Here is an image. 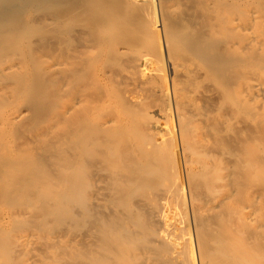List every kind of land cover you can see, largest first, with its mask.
Here are the masks:
<instances>
[{
	"label": "bare ground",
	"instance_id": "1",
	"mask_svg": "<svg viewBox=\"0 0 264 264\" xmlns=\"http://www.w3.org/2000/svg\"><path fill=\"white\" fill-rule=\"evenodd\" d=\"M57 1L0 0V264H264V0Z\"/></svg>",
	"mask_w": 264,
	"mask_h": 264
},
{
	"label": "rangeland",
	"instance_id": "2",
	"mask_svg": "<svg viewBox=\"0 0 264 264\" xmlns=\"http://www.w3.org/2000/svg\"><path fill=\"white\" fill-rule=\"evenodd\" d=\"M55 1H56V0H55ZM59 1H60V0H58L57 2H53L52 5H51V9H52V7H56L57 9H60V10H58V11H59L61 14H63V13L61 12V6H62V5H63V6H68V4H69L70 6L73 7V9H74L73 12H75V11L77 10V9H76L77 7H74V6H73L74 4L71 5V4H72V1L74 2V0H65V1L63 0V1H60V2H59ZM76 1H77V0H76ZM80 1H81V0H80ZM109 1H110V0H109ZM111 1L113 2V0H111ZM123 1H124V0L119 1V2H113V4H114V3L117 4V5H114L113 7L116 8V7L118 6V4H119L120 2L122 3ZM64 2H65V3H64ZM112 2H111V3L106 2V3H108V4H106L105 6H102V9H103L104 7H106V6H108L109 4L112 5ZM70 3H71V4H70ZM78 3L81 5V2H78ZM58 4H59L60 6H59ZM64 4H65V5H64ZM66 4H67V5H66ZM96 4L98 5L99 2H97ZM111 5H109V6L106 7V8H108V9H109V8H112ZM63 6H62V10H63ZM70 6H69V9H70ZM76 6H79V5H77V2H76ZM59 7H60V8H59ZM114 8H113V9H114ZM65 9H67V10H65ZM69 9H68V7H67V8L64 7V11H63V12H65L64 15H67V14H66L67 12H69V11L71 12V11H72V10H69ZM75 9H76V10H75ZM108 9H107V10H108ZM52 10H53V11H56V13L58 12V11L55 10L54 8H53ZM66 11H67V12H66ZM76 12H77V11H76ZM108 12H109V10H108ZM76 14H77V13H76ZM75 16H76V15H75ZM74 18H75V17H74ZM76 18H77V17H76ZM120 18H121V17H120ZM71 20H72V19H71ZM74 20L76 21V19H74ZM74 20H72V21L75 22ZM77 21H78V19H77ZM77 21H76V22H77ZM117 21H118V20H117ZM117 21H116V22H117ZM126 21H128V22H126ZM129 21H132L131 24H135V23H136V22L133 20V17H132V16H131V18L125 20V22H126L127 24L129 23ZM134 22H135V23H134ZM126 23L124 24L123 21H122V23H120V19H119V22H118L119 25L122 24V25L125 26V25H127ZM72 24H75V23H72ZM131 24H129V26L132 27ZM113 25L115 26L116 23L113 24ZM138 25H139V24H138ZM138 25H136V26H138ZM117 26H118V25H117ZM117 26H116V27H117ZM127 26H128V25H127ZM116 27H115V28H116ZM120 27H121V26H119V28L117 27L118 29H120V32H125V33H127V32H126L127 29H129V30H127V31H130V29H131L130 27H128V28L126 27L125 30H124V29L122 30ZM133 27H135V26H133ZM138 27H139V26H138ZM138 27H136V28H137L136 31H137V30H143L142 27H141V29L138 28ZM115 28H112V30H113L114 32H115V30H114ZM122 28H123V26H122ZM133 29H134V28H133ZM116 30H117V29H116ZM121 30H122V31H121ZM144 30L146 31V30H149V29H144ZM149 31H150V30H149ZM117 32H118V31H117ZM117 32H116V33H117ZM131 32H133L134 34L136 33V32L133 31V30H131L129 33H131ZM142 32H144V31H142ZM146 32H148V31H146ZM150 32H152V31H150ZM150 32H149V33H150ZM133 33H132V34H133ZM152 33H153V32H152ZM152 33H151V34H152ZM119 34L121 35V34H123V33H119V32H118L117 36H118ZM132 34H131V38H132V40H133V37H134L135 35L133 34L134 36L132 37ZM138 34L141 35L140 37H142L143 35H144V37H145V32H144L143 35H142V33H141V32L139 33V31H138ZM138 34H137V35H138ZM127 35H128V33H127ZM146 35H147L148 37L151 36V35H148V33H146ZM152 35H157V34L153 33ZM122 36L124 37L125 34L122 35ZM147 36H146V37H147ZM127 37H128V36H127ZM129 37H130V35H129ZM148 37H147V38H148ZM151 37H152V36H151ZM151 37L148 38V42H147V43L150 42L149 45H148L146 42H144V41H146V40H144V41L141 42V43H146V46H143V47H148V46H149L148 48L145 49V51H146V52H147V51H148V52L151 51L150 53H151L152 55L154 54V55H153L154 57L151 55V56H152V59H156V58H157V56L155 55L156 53H155L154 51H152V50H153L154 48H156V47H159V42H155ZM153 37H154V36H153ZM118 39H121V38L118 37ZM125 39H126V38H124V40H125ZM127 39H128V38H127ZM129 39H130V38H129ZM141 39H142V38H141ZM143 39H144V38H143ZM151 39L156 43V46H154V45L152 46V44H151V43H152V42H151ZM154 39H155V38H154ZM156 39H157V38H156ZM122 40H123V39H122ZM141 41H142V40H141ZM141 43H140V44H141ZM142 45H144V44H142ZM150 46H151V47H150ZM143 47H142V49H143ZM147 49H149V50H147ZM150 49H151V50H150ZM154 50H155V49H154ZM152 52H154V53H152ZM155 56H156V57H155ZM164 56H165V55H164ZM165 57H166V56H165ZM158 58H160V57H158ZM158 58H157V59H158ZM161 59H162V58L158 59L157 61H156V60H153L154 62H152V65H151L152 67L150 68V70H151L152 72H153V70H154V69H152L153 66H154V64H155V66H156V64L158 63V65H157L156 67H158V66L161 65V64H160ZM159 60H160V61H159ZM158 61H159V62H158ZM155 62H157V63H155ZM161 62H162V61H161ZM162 63H163V62H162ZM159 64H160V65H159ZM155 66H154V68H156ZM160 67H163V65H161ZM158 68H159V67H158ZM162 69H163V68H162ZM162 69H159V70H158L159 72L156 71L157 68L154 70L155 72H158V73H159V74H155L156 77L161 75L160 71L162 72ZM134 70H135V69H134ZM136 72H137V74H136ZM138 72H140V70H135V72L133 73V74H134L133 77H136L135 74L138 75ZM152 72H151V73H152ZM148 73H149V71H148ZM151 73H149L148 75H150ZM139 74H140V76H139V75H138V76H139V77H142L143 75L146 76L147 73H145V72L143 73V72H142V73H139ZM153 74H154V72H153L150 76H154ZM148 77H149V76H148ZM154 77H155V76H154ZM156 77H155V78H156ZM137 78H138V77H137ZM135 79H136V78H135ZM158 81H160V80H158Z\"/></svg>",
	"mask_w": 264,
	"mask_h": 264
}]
</instances>
